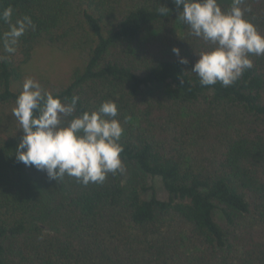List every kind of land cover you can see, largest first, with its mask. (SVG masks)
<instances>
[{"label": "trees", "instance_id": "1", "mask_svg": "<svg viewBox=\"0 0 264 264\" xmlns=\"http://www.w3.org/2000/svg\"><path fill=\"white\" fill-rule=\"evenodd\" d=\"M245 4L264 35V0ZM8 7L12 23L33 26L15 53L0 41V264H264V55L228 87L201 86L191 69L212 46L173 0H0ZM8 30L0 19V36ZM42 45L82 62L67 83L37 79L62 100L78 96L74 115L118 106L123 171L103 184L29 180L16 159L21 65Z\"/></svg>", "mask_w": 264, "mask_h": 264}, {"label": "clouds", "instance_id": "2", "mask_svg": "<svg viewBox=\"0 0 264 264\" xmlns=\"http://www.w3.org/2000/svg\"><path fill=\"white\" fill-rule=\"evenodd\" d=\"M173 3L177 8L183 6L177 19L189 27L190 34L212 46L198 55L191 69L201 86L219 82L228 87L253 67L252 55H264V35L246 17L252 9L245 0H231L228 9H222L219 0H173ZM157 11L167 16L170 9L160 6ZM12 12L8 7L0 13V19L9 24L0 41L10 54L15 53L20 37L33 26L29 16L12 23ZM172 51L180 57V63H188L187 58L180 56L178 47ZM78 101L75 95L70 102L67 97L62 100L44 89L38 80L26 78L12 110L23 130L16 159L46 172L50 180L62 181L67 175L85 186L103 184L109 173L123 171V146L119 141L124 129L117 119L118 106L108 100L96 110L74 115Z\"/></svg>", "mask_w": 264, "mask_h": 264}, {"label": "rangeland", "instance_id": "3", "mask_svg": "<svg viewBox=\"0 0 264 264\" xmlns=\"http://www.w3.org/2000/svg\"><path fill=\"white\" fill-rule=\"evenodd\" d=\"M20 59V58H19ZM82 62L74 51H62L57 48L42 45L36 47L28 60L22 66L23 79L40 77L48 78L54 83H67L72 71L81 66ZM26 174L29 180H34L43 171L37 170L34 166H26ZM156 195L159 198H166L167 194L158 177L152 179Z\"/></svg>", "mask_w": 264, "mask_h": 264}]
</instances>
